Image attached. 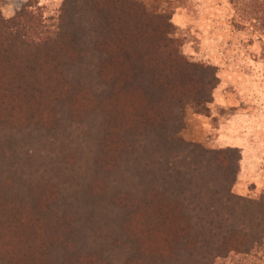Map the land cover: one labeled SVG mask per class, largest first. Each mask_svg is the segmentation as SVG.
<instances>
[{"label": "trees", "instance_id": "1", "mask_svg": "<svg viewBox=\"0 0 264 264\" xmlns=\"http://www.w3.org/2000/svg\"><path fill=\"white\" fill-rule=\"evenodd\" d=\"M124 1L131 14L127 34L121 23L114 24L109 6L100 7L106 0H64L57 17L45 18L43 9L35 10L31 2L11 19L0 15V93L28 101L24 108L27 114L23 115L29 116L27 124L34 121L29 128L39 131L46 127L44 120L65 109L59 101L69 103L75 95L85 99L94 85L95 91L107 86L93 76L88 65L89 77L82 76L84 66L68 73L61 71L66 60L58 54L61 49H70L71 60L76 48L80 47V56L85 52L82 48L96 41L101 32L106 38L111 33L116 37L123 29L124 39L123 47H115L107 53L110 57L103 59L119 78L109 84L111 96L71 110L70 128L73 123L79 125L75 138L71 139L65 129L63 138L59 133H48L58 145V155L49 161L42 159L41 168L29 165L25 173L16 168L4 187L8 193L0 184L2 200H6L5 195H15L29 201L15 205L11 214L6 204L0 207V239L4 241H0V264H107L108 257L96 258L87 252L83 262L68 260V251H82L65 241L74 217L67 208L84 196L106 197L112 188L121 191L125 207L138 210V201L129 202L126 197L134 196L145 160L151 172L166 166L172 179V249L170 253L161 248L156 251L159 255L141 264H164L166 258L161 254L170 255V264H216L231 255L249 256L264 250V194L252 200L233 191L241 168V150L209 149L173 139L185 129L183 104L213 102V92L221 83L218 69L191 63L180 53L179 41L172 39L170 15L153 14L143 4ZM111 41L120 38L112 37ZM101 62L96 63L100 73ZM45 64L51 66L44 80L33 67ZM8 81L17 85L11 87ZM51 99L59 107H46L44 101ZM88 117L101 122L96 124L98 120L92 119L90 127ZM50 149L52 153L56 150L54 146ZM40 156L49 158L44 150ZM165 162L170 165L162 164ZM37 173L42 181L28 186L29 178ZM47 175L52 176L48 179ZM88 201L84 204L90 206ZM63 250L67 257L61 260ZM165 250L169 254L161 253ZM114 261L109 264L117 263Z\"/></svg>", "mask_w": 264, "mask_h": 264}, {"label": "rangeland", "instance_id": "2", "mask_svg": "<svg viewBox=\"0 0 264 264\" xmlns=\"http://www.w3.org/2000/svg\"><path fill=\"white\" fill-rule=\"evenodd\" d=\"M133 1L143 4L150 13H165L163 15L171 16L174 26L172 39L179 41L180 53L189 62L211 65L218 69L217 75L221 83L213 92V102L183 104L185 129L173 139L195 142L209 149H240L241 168L233 191L252 200L260 199L264 194V0ZM30 2L35 10L43 9L46 18L59 16L64 0H0V15L5 19H11ZM124 2L106 0L105 3L108 5L102 3L100 7L109 6L114 12L111 11L114 15V24L121 23L127 34L126 26L131 14L125 10ZM122 30L116 36L120 41H111L112 37L116 38L111 32V36H107L109 40L105 33L101 32L95 36L96 41L82 48L85 52L80 56L81 49L76 48L73 51L76 55L71 60L68 59L70 49H61L58 54L66 59L61 71L67 70L68 73L72 68L84 66L82 76L89 77L91 74L86 72L88 65L93 76L101 78V82H105L107 86L95 91L94 85V89L85 99L75 95L71 97L69 103L63 104L59 101L58 103L65 109L55 117L45 118L43 123L46 127L44 126L42 131L29 128L30 125H34V121H30L29 124L26 122L29 116L23 114H27L24 108L28 106V101L17 99L18 95L0 93V184L3 191L7 192L4 187L9 183L16 168L25 173L29 170L27 169L29 165L33 169L36 166L41 168L42 159L49 161L58 155V145L53 144V139L48 133H59V137H62L61 133L65 129L71 139L75 138L74 132L78 130L79 125L73 123L70 128L68 115L71 114V110L85 108L98 98L106 99L111 96L109 84H113L118 77L106 67L103 59H108L110 55L107 53L114 51L115 47L123 45ZM100 61H103L100 63L103 67L102 73L96 65ZM50 66L45 64L33 68L45 80L49 77ZM11 82L6 83L11 87L17 85L15 81ZM41 84L38 82L35 85ZM51 100L44 101L46 107L49 108L51 105L59 107L56 100ZM94 118L88 117L90 127ZM94 120H98L96 124L101 122L98 118ZM19 122L20 124H15ZM96 128L99 130L100 126ZM83 129H86L85 125ZM102 130H99L100 133H103ZM65 141L70 144L68 139ZM52 146L56 149L54 153L50 149ZM43 150L48 159L40 156ZM55 153L57 154L53 156ZM162 164L170 165L167 162ZM141 168L143 177L135 183L134 196L126 197L129 202L138 201L140 207L138 210L132 212L130 207H125L122 204L121 191L116 192L112 188H109L106 197L102 194L84 196L77 205L67 208L68 214L74 217L71 220L73 229L65 241L73 242L77 245L76 248L82 251L76 252L77 254L68 251L69 261L83 262L86 260L83 253L87 252L96 258H101V255L108 257L107 264L115 259L116 261L112 263L141 264L147 262L150 257L159 255L160 253L156 251L161 248L168 249L171 253L170 173L166 166L154 168V172H151L147 160L142 163ZM50 176L52 175H47V178L50 179ZM47 178L44 177L43 180ZM35 180L42 181V177L38 173L33 175L29 178L28 186L30 183L33 185ZM5 196L7 201L0 198V207L6 204L5 209L10 208V214L15 205L21 202L29 203L17 199L15 195ZM86 200H89L87 204L91 203L90 206L84 204ZM16 207H22L27 212L32 210L28 206ZM169 252L165 250L161 253ZM59 256L62 257L61 260L65 259L67 257L65 250L60 252ZM161 256L166 258L164 264L171 263L168 260L170 255ZM216 264H264V250L249 256L231 255L226 259H219Z\"/></svg>", "mask_w": 264, "mask_h": 264}]
</instances>
